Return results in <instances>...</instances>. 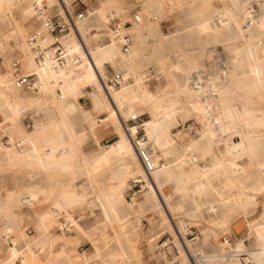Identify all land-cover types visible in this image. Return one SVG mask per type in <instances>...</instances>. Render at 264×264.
<instances>
[{
	"label": "bare ground",
	"instance_id": "6f19581e",
	"mask_svg": "<svg viewBox=\"0 0 264 264\" xmlns=\"http://www.w3.org/2000/svg\"><path fill=\"white\" fill-rule=\"evenodd\" d=\"M64 1L66 3L69 2V0ZM215 1L217 2L218 6H214L212 0H169L171 8H175L180 5L185 7V15L190 19V22L188 23L184 31L188 37L196 35V38L190 40L189 43H194L195 47H193V49L189 51H185L181 48L176 34L163 33L159 27L158 22L159 18L161 17L159 9L163 7L166 0H143L140 8L137 9L139 21L137 23H133L130 27L131 39L134 42V46L130 45L131 48L127 53H122L119 49L118 44L113 40V38L109 36L105 43L100 45L95 44L88 47L91 60H87L84 54L79 51L77 43H73L72 46L80 53L82 62L78 68V71H69V75L71 77H69V75H67L65 71L53 73L45 69L37 68L33 63L30 55H25L27 60V67L33 68L38 73L39 78L42 82L38 91H40L41 93H48L52 97L57 98L59 97L57 95L59 90L62 95L61 100H63L64 98L69 99L75 97V95L77 96L80 93L79 87L81 86L84 87L86 85H94L96 88V93L92 94V109L105 111L111 110V112H113L115 115L112 116H114L116 119L114 120V124L117 125V128L115 129H117L116 133H118V139L110 144L107 148L103 149V158L106 161V159L117 154L118 151H121L127 157V162L113 172L111 178L115 180L116 183L110 185L108 189L109 191L103 194V199L98 197L93 201L92 205L89 203V206L91 208L97 205L100 207V219H102L103 221H107L109 223H117L120 221V218L115 214L114 211L119 207V203H122L123 201L126 202L123 196V188L125 186V179L129 176L133 178H139L140 181L144 182V186H146L144 200L150 203V207L156 208L159 211L165 210L166 208L171 209L181 206L179 203L172 204L169 202L171 195L169 194V196H167L166 192L164 191V188H166V186L172 189L173 192L181 191L185 193L187 191L185 185V178L187 175L194 173L196 174V176L201 177L206 181H213L214 177L216 176H224L221 168L229 166L231 164V161H236V165H238L239 167L240 164H243V167H241V173L251 177L252 179L264 181V162H258L255 157V149L258 144V139L261 136L258 134L257 129H259L260 127H264V114L262 113L263 107H261L260 105V107L257 108L256 106L258 102L260 103V101H264V55L261 54L262 52L260 53V51L256 49L253 42L251 41L252 36L258 33L264 27V0L259 2L261 7V15L258 19V24L256 26L257 29L249 32L248 35H245L243 30L241 29L243 9L245 3L248 2V0ZM55 2H57V0H47L46 4L50 6ZM8 6H14L19 11L25 12L29 8L33 7V0H0V13H3L5 8ZM118 7L119 6L117 4H109V2L106 4L100 3L96 6H93L91 10H88V16L76 25L78 32L83 36L84 33L87 32L88 24L85 23V20L95 21L99 26L104 27L108 22L109 17L112 15H115V17L117 18V22L119 23L130 19V15L127 12L128 9L125 8V5H121V9H118ZM111 10H113V13L111 12ZM152 16L154 17L153 20L150 19V17L152 18ZM223 22L225 23V25H227V27L222 26ZM232 33L236 35L233 42V47L234 49H236L234 53L236 55L234 57V62L236 63V67H239L240 72L231 73H233V77L235 78L237 85L247 86L246 88L248 92L245 91V94L247 95L249 93L250 96H254L256 98L252 103L256 104V108L254 110H256V115L259 114L257 115L258 117H256V115L254 116V113L251 115L248 114V112L246 113L243 110L244 108H242L243 106H241V108H239L240 106L238 107V105L236 106L232 101V94L234 93H232L233 90L223 84L217 90V94L215 96L217 103V112H219L221 116L224 115V117L228 118L230 115H233L235 116L237 122V124L236 122L234 124L235 129L233 131H230L229 133L227 132V135L229 134L230 137L233 138V143L230 144L231 146L229 148V156L226 159H223L221 162L213 163L215 157H218L217 153L208 154V148L206 149V147L213 146L216 142H218L217 137L219 138L224 135H218L220 131L219 124H217L216 126H208L205 123L203 128L200 125L201 129L191 134L189 139H192L186 142L183 150L179 153V157L169 163H165V165L161 169L152 171L149 175L145 174L141 168L136 166L138 160L135 154L134 144L130 139L136 130V126H122L115 110L119 109L121 101L123 99L125 100V98H129L132 103L141 106H143L145 103H151V101L155 98V94H158V90L153 91L149 88V85L151 84V77L147 72L149 65L163 67L162 70L164 72L166 71L170 75L174 68L179 69L182 73V82L176 87V89H174V91L179 94L187 95L191 98L197 99L196 91L188 85V77L190 71L202 67V59L206 57L210 52L206 49V45L209 43V40L207 39L208 36H211L212 41L214 42L215 40H220L221 42L223 38L229 37ZM93 35L94 33H92V36ZM69 38L70 36L67 39ZM149 39L151 40L149 41ZM165 44L169 45V47L174 52V56L172 55L171 57L170 54H165L162 51V48ZM25 49L26 48L23 46L22 51H25ZM206 52L208 53L206 54ZM145 53L149 54L146 55ZM105 62L109 63V65L113 66L115 69L121 70L123 75V81L120 83V85L117 88L109 90V92L101 91L99 88V80L100 78L104 77L103 67ZM147 62L149 63L148 66L146 65ZM246 74H249L251 76L250 79H252V86L248 85L246 81L247 79L245 78ZM2 75L5 77L6 72H2ZM58 80H60V82H57ZM12 89L14 88L8 89V95L12 96V94L14 93ZM167 93L168 92H164V95H166ZM0 95H3V93H0ZM238 98L241 99L240 97ZM112 103L114 104V107L112 106ZM41 105L43 106V104L37 102H33L30 104H23L19 102L0 103V118L3 121L13 120L20 117L25 109L31 107L36 108L40 107ZM154 105V109H157L158 107L156 108V106ZM76 106L77 105H75V107ZM62 110L63 108L60 109V112H63ZM248 110H250V108ZM116 111L118 112V110ZM251 111L252 110H250V112ZM176 112V107L169 105L163 109L162 115L149 117L147 120L141 122V126H143V130L148 136L150 142L157 143V145L161 147L168 145L172 146L173 139L171 137L170 127L175 122ZM85 117L87 119L89 118V116L86 114ZM236 117L240 119L239 121H243L240 126L243 127L245 125V131L241 133L242 137L239 141L238 138L235 137V132L238 131L239 126ZM50 120L51 119L49 117L46 120H42L40 123L35 125V128L32 132L33 134H29L28 136L27 144L30 146L31 151L27 152V154L22 156V154L18 152V149L14 145L9 147L8 155L11 159L14 160V163L26 164L29 163L30 160L38 158L39 166L43 170V172L45 171L46 173H50L55 170H60V165H63L64 172L70 171L69 162L73 159V152H62L61 162H59L58 158L54 156V149L56 148V146H53L51 151H44V149H49L47 147L48 144L54 145L56 143L68 145L69 148L71 144L80 145L83 136L70 134L68 132V124L63 117H61L60 123L58 122L55 125V121ZM112 123L113 121L109 119L105 120V122H103V125L106 126ZM59 124H61L62 128L67 131L68 135H64V132H61L60 128L58 127ZM221 124L222 123H220V126ZM223 126L228 127V124H223ZM246 129L248 131H246ZM15 130H11L10 133V135L13 137L18 133V130ZM42 132H45L46 136L42 137L38 135V133ZM221 133L222 132H220V134ZM137 142L141 143L139 139L137 140ZM244 145H246V147H244ZM238 149H243V152L238 151ZM3 151H6V148L4 146H1L0 144V155L3 153ZM195 152L207 154V158L202 161L203 163L201 165L198 163L195 164L193 162V156ZM246 156L248 160L250 159L251 162L248 161L245 168L244 159ZM20 158H23L24 161L19 162ZM85 159L86 158H83V161H85ZM85 163L87 162L85 161ZM80 171L88 178L92 179V177L95 176V169L84 167ZM138 175L139 177H137ZM198 188H202L204 192L206 186L203 183L195 184L192 189H195V191H197ZM45 193L47 192H42L41 194L44 195ZM194 202L196 208L198 207V204L201 203L199 199H195ZM210 202L212 203V201ZM60 203V201H56L55 206L60 207ZM67 203L69 205V208L65 209L66 212L64 211L65 214H63L62 217L66 220L65 222L71 224L72 227L81 228L79 220L77 219L78 217L76 218L73 213L70 212L73 207L79 205L78 201L70 199L67 201ZM135 203L139 205V201L136 200H131V202H129V205H133ZM245 203L246 200H242L240 198L238 199L239 207L242 208ZM12 204L14 205L17 203H14L13 200ZM90 213H93L92 209ZM17 216L18 215L7 216L5 218L6 225L1 229L0 232L7 233L14 229H17L19 226V218ZM80 216L81 214L79 215V217ZM50 219L51 217L48 212L44 215L42 214V216L38 217L39 231L37 229V231L34 233V236L28 237L24 236L22 233L16 237H21L25 239L26 242L27 240L31 239V241H33L32 244H35L37 241L46 243L45 241H49L52 236L51 232L48 231V226L46 225V223ZM129 224V221H125L118 225L119 232H117L116 235L114 234V240L117 243L121 240L127 243H130L132 241V239L130 238V234H133L135 236V230L133 228H129ZM167 229L169 230L168 227ZM178 229L182 235L185 229H180L179 227ZM84 233L86 236L89 235V233L86 231H84ZM175 234L176 233L172 232L171 235L173 236V240H176L175 244L177 246V250L180 253L181 259H183L182 261H184L176 263L187 264L188 262V264H191V262H189L188 258L186 257L187 251L184 248V243L181 239H176ZM151 238L152 237L148 236V242H150ZM184 240L186 241L185 244H187L188 246V241L186 239ZM13 241L14 244L17 245V239H14ZM239 247L242 248L241 245H239ZM127 248L128 251H126L122 246L119 245V248L107 251L103 250V247L100 248L98 246H95V252L93 251L92 253H81L77 251V249L72 245L71 247H62L61 256L65 261H67L72 255L78 256L79 261L77 263L84 264H89V261L91 260H97V264H133L132 261L128 259V256L130 254L132 256H135L136 250L131 246V244H127ZM188 248L192 250L189 246ZM28 249L31 251L30 253L32 254L33 258L32 261L38 263V255L33 254L31 248ZM41 249L42 256H49L52 254V249L47 243L44 247L42 246ZM9 251L11 257H20L22 264H25V255L21 252V250L18 249L17 246L11 247ZM193 251L197 252L195 250ZM127 252H129V255L127 254ZM116 253H121L120 259H118V257L117 259L114 257ZM200 261L201 259L197 258V264H199ZM2 262L3 260L0 261L1 264ZM207 262L206 264H208ZM168 263L169 262H167V264ZM67 264L69 263L67 262Z\"/></svg>",
	"mask_w": 264,
	"mask_h": 264
},
{
	"label": "rangeland",
	"instance_id": "374dc122",
	"mask_svg": "<svg viewBox=\"0 0 264 264\" xmlns=\"http://www.w3.org/2000/svg\"><path fill=\"white\" fill-rule=\"evenodd\" d=\"M108 2L109 4H117L119 6L118 9H121V5H125V8L128 9L127 12L129 13L131 18V15L134 12L138 13L137 9L140 8L143 0H73L68 6L73 10L86 8L88 11L91 10V8L93 6H96L97 4H106ZM212 3L214 6H218L215 0H212ZM32 11L33 10H31V13L26 17L20 15L21 11L16 9L14 6H8L5 8L3 13H0V72H6V77H4V80H1L2 84H0V93H2L4 85H7V87L10 86L11 88H14L10 83L9 75V63L14 52L21 53L26 60L25 55L28 54V52L26 49V52L24 50L22 51V47L24 46L23 40L26 34L37 24L36 18L33 16ZM111 12L113 13V10H111ZM159 13L161 14V17L159 18L158 23L161 31L166 34H176L180 42V46L183 50L189 51L193 49V47H195V44L189 42L191 39H195L196 35L188 37L184 31L186 26L190 22V19L185 15V7L180 5L178 7L171 8L169 0H166L163 7L159 9ZM108 21L109 23H112L114 21H117V18L115 17L113 19H109ZM85 23L88 24V27L87 32L84 33V36L81 35L78 30L77 32L75 31V35L77 37L79 36L78 38H81L87 49L91 45H100L107 41V26L109 24L108 22L104 27L99 26L95 21L92 20H85ZM222 26L227 27L224 22L222 23ZM92 33H94L93 36ZM235 36L236 35L232 33L229 37L223 38L221 42L220 40H215L214 42L212 41V37L208 36L207 39L209 40V43L206 45V49L207 51H211V49H219L225 55L228 64V81L224 85L228 86L231 90H233L232 93H234L232 94V101L234 102V104L236 106L238 105V107L240 106L239 108L243 106L242 108H244L243 110L246 113L248 112V114L250 115L254 113V116L256 115V110L254 109L256 108V106L258 108L261 105V107H263L262 113L264 114V101H260V103L258 102L257 105L252 103L256 98L254 96H250L249 93L246 95L245 93L248 92L246 88L247 86L237 85V82L233 77V73H231L240 72L239 67H236V63L234 62V57L236 56L234 54L236 49H234L233 47ZM74 37V34H71L70 38L66 39V43L70 45L76 43ZM150 40L151 39H149V41ZM130 45L134 46L133 40H131ZM256 49H258L260 53L262 52L261 54L264 55V48L256 47ZM162 51L165 54H170L171 57L172 55L174 56V52L167 44L163 46ZM207 53L208 52H206V54ZM145 54L148 55L149 53ZM206 57H208V55ZM206 57L202 59V66ZM25 64L27 67V60ZM146 65L148 66L149 63L147 62ZM104 69L105 75H108L112 71L117 70L113 68V66L109 65V63L107 62L104 63ZM162 69L163 67H158L156 65H149L147 69V72L150 74L151 77V84L149 85V88L153 91L158 90V94H155V98L151 101V103H145L143 106L135 105L130 101L129 98H125V100L123 99L121 101L119 109L115 108L116 110H118V112L116 110L115 112L118 115V119L120 120L122 126L128 127L131 125L133 126V124L136 126L135 136L133 135L130 138L132 142L135 139L140 140L141 138L140 142L143 141L144 144L150 147V149H152V151L154 152L155 157L158 156L159 158L163 159L165 163H169L179 157V153L183 150L186 142L192 139H189L191 134L197 132V130H200L201 126L203 128L205 122L202 119L203 106L201 105V103L195 98H191L187 95H182L174 91V89H176V87L182 82L181 71L177 68H174L170 75L166 71L164 72ZM191 72L192 71H190L189 73ZM245 78L247 79L246 81L248 85L252 86V79H250L251 76L249 74H246ZM90 88H92L93 92L96 93V88L94 85L84 86L81 89V92L76 97L78 101V105L76 107L74 106L75 104L73 105L70 103H63V101L68 99H63L62 103H54L49 100L46 102V100L49 99L48 93H41L40 91H37L38 93L21 92L20 90H17L15 88L12 89L14 93L12 94L11 99H9L11 102L27 104L28 102H32V100L38 99L40 100L39 102H41L40 104H43V106L41 105L40 107H31L25 109L20 115V117L13 120L3 121L0 118V130L4 132L0 133L1 146L7 148L14 145L17 148L19 144H22L23 142L27 143L28 136L30 132L34 130L35 125L40 123L42 120H46L49 117L51 119L50 121H55L54 125L58 122L60 123L61 117L65 118V121L68 124V129L72 128L73 126L74 128L78 129L85 125H87L89 128L94 126L98 127L99 129H103L97 132L96 142H94L93 140L92 144L85 148V150L93 151L95 149H99L102 146H105L106 144L113 142L116 139L115 133L117 130L115 129L117 128V125L114 124V120H116L114 117L115 115L113 112H111V110H106V112L105 110H96L91 108L92 96L87 95V91L90 90ZM164 92L168 93L164 95ZM238 97H240L241 99H239ZM74 100L75 99H73V101ZM214 100L217 110L216 98ZM1 101L2 96L0 95V102ZM153 105L158 108L154 109ZM169 105L176 107L177 110L175 122L170 127L173 143L172 146L168 145L161 147L157 145V143L149 141L148 136L143 130V126H141V122L147 120L149 117L162 115L163 109ZM112 106L114 107L113 103ZM61 108H63V112H60ZM249 108L250 110H252V113L250 112V110H248ZM133 113L137 114V119L135 122L132 123L131 121L126 120L128 116L124 115H130ZM85 114L88 115L89 118L91 117L92 119L84 118ZM257 115L256 117H258ZM217 116V124H219L220 130L218 135L224 136L219 138L217 137L218 142H216L213 146L206 147V149L208 148V154L217 153L220 155H224L226 148L225 143H227L229 147L231 146L230 144L233 143V138H231L229 134L227 135V132L229 133L230 131H233L235 129L234 124L236 122V119L233 115H230L229 118L224 117V115L221 116L219 112H217ZM100 117H102V119H99ZM109 119H111L113 123L105 128L102 124L103 122H105V120ZM239 120L240 119L237 118L239 126L238 131L235 132V137L238 138V141L242 137L241 133L245 131V125L243 127L240 126L243 121ZM220 123H222L221 126ZM226 123L228 124V127L223 126V124L226 125ZM15 129L18 130V133L13 137L10 135V133L11 130ZM25 129H32V131L27 132L25 131ZM247 129L246 131H248ZM257 130L258 134L261 136L258 139V144L255 149V155L257 156V158L261 159L262 154L264 155V127H260ZM220 132L222 133L220 134ZM8 141L10 142V144ZM8 144L9 146H7ZM206 158L207 154L195 152L193 156V162L195 164H200V162L204 161ZM114 161L115 163H113V166H111L109 169L111 172L110 177L112 176L113 172L117 169L115 167L119 163L118 159ZM136 166L141 168L139 161H137ZM56 171L59 170H55L52 172ZM221 171L224 173V178H222L221 180L215 179L213 181H206L203 178L196 176V174L194 173L187 175L185 178V185L186 188H188L189 190L185 193L181 191L173 192L172 189L166 186V188H164V191L166 192L167 196H169V194L171 195L169 202L172 204L179 203L181 206L171 209L166 208L165 210L161 211L156 208L150 207V203L144 200V194L146 189V186H144V182L139 180V182H137L135 185H131V180L133 179V177H127L125 179V186L123 188V196L126 202L123 201L122 203H119V207L116 208L114 211L115 214L120 218V221L117 222L118 224L103 221L102 219H100L101 215L98 212V208L94 207L92 209L89 206L90 204L92 205L94 201V195L97 193H99L100 195V192L105 189L107 183L109 182V179H107V169L104 170L102 174L97 177V182L92 183L89 182L82 173H77L72 178L68 173L64 172L52 176H47L42 172H34L33 176H30L25 169L19 166L5 164L0 158V198L4 197L9 190H13L20 191V195L22 196L21 200H23L26 194L25 192H23V188L29 184L53 185L57 188L62 185L68 184L75 191L83 193L86 198V201H92L90 202V204H87V207L92 209L93 213L91 214L90 209L88 208H85L84 212L81 213V215L83 216V225L88 228L89 235H79V241L76 246L79 251L92 253L94 251L95 246H98L100 248L103 247V250L111 251L119 248V245L122 246L126 251H128L127 244H131V246L136 250V255H129V252H127V254L129 255L128 259L132 261L133 264H167V262H169L168 264H170V261L172 260L174 261V263H180V261L184 262L182 261L183 259H181L180 253L177 250V246L175 244L176 240H173L171 232H169L166 227L167 224L168 226L169 224H171L173 232L176 233V239H181L184 243V248L187 251L186 257L188 258V261L191 262V264H197V258L201 257L199 252H194L193 250L199 249L202 250L204 253H211L213 251H217L220 247L219 244L221 243V237L224 235L229 236V238L231 239L230 243L232 244V249L236 250L235 253L230 255L236 256L238 258L239 264H243L242 262L247 259H243V256L249 255L246 250H256L259 247V245L255 242L253 226L263 220V218L261 217V211L262 202L264 200V183H261L262 180H255L241 173L242 170L239 166L222 167ZM137 177H139V175ZM93 180H96V175L93 177ZM200 183L205 184L206 189L203 193L199 194L196 197V195L194 196L192 188L195 184ZM224 185L232 186L233 189L227 191L225 190V187H223ZM248 190L258 191V193L254 194L255 203L247 194ZM57 191L58 189H56V192ZM238 194L244 195L247 198L246 203L242 208L235 204V200L233 198V196ZM193 198L199 199L200 202L203 203L199 211L193 208ZM221 198L223 199L220 200ZM13 200L14 203L16 202L17 204L13 205ZM13 200L0 201V225H2L3 223L4 227L6 225L5 218L11 215H18V225H20L17 229L12 230L11 232H0V239L3 242V245L9 244L5 240L4 235H12L11 237L14 238L22 233L24 236L28 237L29 235L34 234L35 224L31 219L32 210L39 209L42 206H45L39 205L31 208L26 203L21 204V201H19L18 199ZM131 200L139 201V205L136 203L133 205H129V202H131ZM210 200H218L219 204L222 207H232V211L226 210V214H228V216L224 218V221L230 220L226 225L219 226L217 223L211 220V217L215 219L217 216H220L221 213L220 209L216 210L215 213L211 214L205 210V204ZM6 203H10L12 206L11 209L13 211L11 212V214L10 212L8 213L5 209H1L4 208V205ZM122 212L124 213V215ZM79 215L80 214H74L75 217ZM220 220H222V218H220ZM125 221L130 222L129 228H133L135 230L136 236L130 234V238L132 239L130 243H127L123 240L117 243L114 240V237L116 233L119 232L118 225ZM246 221L247 224L245 223ZM236 222H240L242 224V227L239 230L235 229ZM64 224L69 225L68 229L64 230L63 228L64 231H69L71 233L75 232L71 224L65 221ZM182 226L185 230L181 235L178 227L181 229ZM26 227H29L31 229V232L26 233ZM235 231H238V234H236ZM156 234L157 236L153 240L148 242V236L152 237ZM191 236H193V238H191ZM241 236H245V239L242 242L244 246H242L240 241L237 242V240H239L238 238ZM184 239L188 241V246L192 250H190L187 244H185L186 241ZM239 245H241L242 248L239 247ZM249 259L251 260L250 256ZM57 264H64V261L60 260L57 262ZM199 264L204 263L200 262Z\"/></svg>",
	"mask_w": 264,
	"mask_h": 264
},
{
	"label": "crops",
	"instance_id": "0c3cea01",
	"mask_svg": "<svg viewBox=\"0 0 264 264\" xmlns=\"http://www.w3.org/2000/svg\"><path fill=\"white\" fill-rule=\"evenodd\" d=\"M31 10H33V7L29 8L25 12L21 11L20 15H23V16L27 17L31 13ZM36 22L38 23L37 20H36ZM27 68L28 69H33L31 67H27ZM72 70L73 71H78V69H76V70L72 69ZM69 71L70 70H67V71H65V73L67 75H69ZM104 71H105V69H104ZM2 72H0V81L4 80V76L2 75ZM69 77H71V76L69 75ZM0 84H2V81H1ZM9 88H11V87L10 86L7 87V85H4V88L2 90L3 95H1L2 96V101L0 103H4V102L12 103L9 100V99H11V95H8V89ZM79 88H80L79 91L81 92V89L83 88V86H81ZM33 96H35V95H33ZM77 96L75 95V97H72L73 99L75 98L74 103H73V99L72 98L71 99L67 98L68 100H65V98H64L65 101H63V103H65V104H68V103L72 104L73 103L75 105H78V101L76 99ZM26 97H30V96H26ZM49 97L50 98L47 99L46 102L49 100V101H52L54 103L55 102L62 103V100L59 97L54 98L51 95H49ZM39 101L40 100L36 99V100H32V102H28L27 104H30V103H33V102L41 103ZM92 106L93 105H92V102H91V108H92ZM84 118H86V117L84 116ZM88 119H90V118H88ZM99 119H102V117H100ZM108 125H106V126L103 125V126L106 128ZM58 127L60 128L62 133L64 132V135H68L67 131L62 128L61 124H59ZM68 130H69L68 132L70 134L83 136V139H82V142H81L80 145L71 144L70 148H69L68 145H64V144H61V143H56L54 145L48 144L47 147L49 149H44V151H51L52 147L56 146V148L54 149V151H55L54 152V156H56L58 158L59 162H61V157H62L61 153L62 152H64V151L65 152H68V151L73 152L74 153L73 159L69 162V168H70L69 172H64L63 171V165H60V170L59 171L50 172V173H46L45 171L43 172V170L39 166V159L38 158L30 160V162L26 163V164H22V163L14 164V160L11 159L10 156L8 155L9 147H7V148L5 147L6 151H3V153L0 155V158L2 159L3 163H5V164L19 166V167L25 169L30 176H33L34 172H42V173H44L47 176H52V175L64 172V173H68L70 175V177L72 178L77 173H81L80 170L82 168H84V167H87V168H90V169H95V175H96V180L95 181L93 180V177L91 179V178H88L87 176L84 175L86 177V179L89 182H92V183L93 182H97L98 181L97 177L99 175H101L104 170L107 169V171H108L107 179H109L108 180L109 182L107 183V186L105 187V189L100 192V195H99V193L94 195V200L97 199L98 197L103 199V194H105V193H107L109 191L108 189H109L110 185L116 183V181L113 180L110 177L111 172L109 170L110 167L113 166V163H115L114 160H116V159L119 160V163H118V165L115 168H119V167H121V165H123L124 163L127 162V157L121 151H118L117 154H115V155L111 156L110 158L106 159V161L103 158V149L107 148L110 144L115 142L118 139V135L113 131L115 133V135H116V139L113 142H111L109 144H106L105 146H102L99 149H95V150L91 151V150H85V148L90 146L92 144L93 140H94V142H96L97 132L101 131L103 129H99L98 127H94V126L89 128L87 125H85V126H82V127L78 128V129L74 128V126H73L72 128H69ZM25 131L30 132V131H32V129L31 130H26L25 129ZM1 132H3V131L0 130V133ZM32 132H30L31 135L33 134ZM38 135L43 137V136H46V133L42 132V133H38ZM9 144H10V142H9ZM9 144L7 146H9ZM225 145H226L225 154L224 155H220V154L218 155L217 154L218 157H215V160L213 161V163L221 162L223 159H226L229 156L228 153H229V150H230L229 148L230 147L228 146L227 143H225ZM244 147H246V145H244ZM17 149L20 152H22L21 153L22 156L27 154V152L31 151L30 146L27 143H24V142L22 144H19V146H17ZM238 151H242L243 152V149H238ZM224 156H226V157H224ZM255 157H256V160L258 162H264V155L263 154H262L261 159L257 158V156H255ZM83 158H86L85 161L87 163H85V161H83ZM23 161H24L23 158H20L19 162H23ZM248 161H250V159L248 160V158L246 156L245 159H244L245 168H246V163ZM202 163L203 162H200V165ZM236 164H237L236 161H231V164L229 166H234V167L238 166ZM240 167H243V164H240ZM222 178H224V176H216V177H214V180L215 179H220L221 180ZM261 183H264V181H261ZM223 187H225V190H227V191H230V190L233 189L232 186H228V185H224ZM56 189H58L57 192H56ZM186 189H187V191L189 190L188 188H186ZM192 191L194 193V196L195 195L198 196L199 194L203 193V189L202 188H198L197 191H195V189H192ZM23 192L26 193L25 196H24L25 198L23 200H21L22 196L20 195V191L9 190L4 197L0 198V201H3V200L11 201L13 199H18L19 201H21V204L22 203H26L31 208H33L35 206H39V205H45V206H42L39 209H33L32 213H31V219H32V221L35 224V232H36L37 229L39 231V222H38L37 218L42 216V214L44 215L47 212L49 213V215H50L52 220L50 219L46 223V225L48 226V231L51 232L52 236H51L49 241H45V242L51 247L52 254L49 255V256H42L41 255V253H42V249L41 248H42V246L44 247L46 243H42L40 241H37L35 244L34 243L32 244L33 241H31V239L27 240V242H26V240L21 238V237H14L13 240L17 239V242H18L17 245L14 244V241H13L12 244L3 245V242L0 239V261L3 260L2 264H22L20 257H15L14 258V257L10 256L9 249L11 247H13V246H17L18 249L21 250V252L25 255V258H26L25 264H57V262L60 261V260H63L64 264H67V262L69 264H76L79 261L78 260V256L72 255L67 261H65L62 258V256H61V250H62L61 248L64 247V246L65 247L66 246L67 247H71L72 245L76 248L77 243L79 241V235L80 234L85 235L84 231L88 232V228H86V226L83 225V222H82V220H83L82 217L83 216L81 215L80 217L77 216L78 218L76 217L79 220V224H80L81 228L72 227L75 230L74 233H71L69 231H64L63 230V225H64V221H66V220L62 217V215L65 214V212H66L65 209L69 208V205H68L67 201L70 200V199H74V200L78 201V203H79L78 206H75V207H73V209H71L70 212L73 213V215H74V212H75V214L83 213L84 209L88 208L87 204H89L92 201H86V198H85L83 193L75 191L68 184L67 185H62V186H60L58 188L53 186V185L29 184V185H27V186H25L23 188ZM42 192H47L48 194L45 193L43 195V194H41ZM255 193H258V191L248 190V192H247V194L250 196V198L252 199V201L254 203H255V201H254V194ZM238 197L240 199H242V200H246L247 199L246 196H244V195H239L238 194V195L233 196V198L235 200V204L237 206H238V199H239ZM222 199L223 198H221L220 200H222ZM194 200L195 199L193 198V201H192L193 206H194L193 208L195 210L199 211L200 208H201V205H203V203L201 202L200 204H198V207L196 208ZM56 201H60L61 202L60 203L61 204V206H60L61 208L55 206V202ZM210 201H212L213 205H212V203ZM210 201L206 202L205 210L208 213L211 214V213H215L216 210L220 209V213H221L220 216H217L215 219L213 217H211V220H213V222L217 223L219 226L226 225L230 221V220L224 221V218L226 216H228V214H226V210L227 211H232V207L231 206L230 207H227V206L226 207H222L219 204L218 200H210ZM11 207L12 206H11L10 203H6L4 205V208H1V209H5L8 213L10 212V214H11V212L13 211L11 209ZM95 207L98 208V212H99L100 207L98 205L95 206ZM58 208H59V210H58ZM88 209H90V208H88ZM76 211H78V212H76ZM90 212H91V209H90ZM219 217L222 218L223 221L220 220ZM261 217L263 218V220L253 226V232H254V235H255V242L259 245V247L256 250H246V252L249 255L243 256V259L249 258V256H250L251 260L254 262V264H264V259H263L264 258V251H262V250H264V200L262 202ZM245 223L247 224V221ZM241 225L242 224L240 222H236L235 229L239 230L242 227ZM169 226H170V224H169ZM169 226L167 224V227L169 228V232H171V234H172V232H173L172 231V227L171 226L169 227ZM2 227H3V223H2V225H0V229ZM182 228H184V227L182 226L181 229ZM235 232H236V234H238V231H235ZM260 233H262V234H260ZM29 236L32 237V236H34V234H31ZM135 236H136V232H135ZM156 236H157V234L152 236L151 240H153ZM238 241H240V240H237V242ZM28 243H29V245H28ZM236 243H235V246H236ZM240 243L242 244V246H244V244L242 242H240ZM26 245H27V248H26ZM219 245H220L219 249L217 251H213L211 253H204L202 250H199V249L195 250V251L199 252L200 255H201V257H199V259H201L200 262H202L204 264H206L207 261H209V262H207L208 264H239L238 258L236 256H233V255H230V254H226V252H225L226 250H225L224 247H222V243H220ZM28 248H31V250L33 251L32 252L33 254H37L38 255V263H35L34 261H32L33 260L32 254L30 253L31 251ZM77 251H79V250L77 249ZM79 252L83 253L84 251H79ZM94 252H95V247H94ZM114 257L116 259H117V257H118V259H120L121 258V253H116L114 255ZM97 262H98L97 260H91V261H89V264H97ZM170 263H174V261L172 260V261H170ZM78 264H84V263H78ZM174 264H177V263H174Z\"/></svg>",
	"mask_w": 264,
	"mask_h": 264
},
{
	"label": "built area",
	"instance_id": "2783aa9c",
	"mask_svg": "<svg viewBox=\"0 0 264 264\" xmlns=\"http://www.w3.org/2000/svg\"><path fill=\"white\" fill-rule=\"evenodd\" d=\"M46 1L33 0V16L38 23L26 34L23 44L37 68L45 69L53 73L72 69L76 70L81 65L82 57L72 45L66 43V39L71 34H74L79 51L84 54L87 60H91L84 42L75 35V31L77 32V23L88 15V11L86 8L73 10L68 7L73 0H69L68 3L64 0H57V2L52 3L50 6L46 4ZM260 1L262 0H248L244 5L241 29L245 35L257 29L256 26L261 15ZM113 18H115V15L109 17V19ZM151 19H154V17L152 16ZM138 21L139 15L137 12H134L129 20L122 23L117 21L109 23L108 21V38L109 36L113 38L122 53L129 51L132 40L130 27ZM252 42L257 48H264V27L252 36ZM25 62L26 60L21 53L14 52L9 63L10 83L21 92H37L42 82L38 73L34 69H28ZM99 81L100 90L109 92V90L118 87L123 81L122 71L117 69L108 75L104 74V77L100 78ZM227 81L228 64L225 55L219 49H211L203 66L193 70L189 74L188 85L196 91L197 99L203 106L202 119L207 125L216 126L218 123L214 99L217 90ZM57 82H60V80ZM93 93L92 88L87 91V95L89 96ZM57 94L59 98L62 97L60 91ZM136 119L137 114L133 113L126 120L133 123ZM135 132L133 134L134 136ZM137 140L135 139L133 143L135 154L142 171L149 175L152 171L161 169L165 165V161L158 156L155 157L150 147L144 144L143 141L138 143ZM131 182V185H135L139 182V179L133 178ZM63 228L66 230L69 228V225L64 224ZM25 230L26 233L31 232L29 227H26ZM11 236L4 235L5 240L9 244L13 243V237ZM238 239L240 242H243L245 236H241ZM230 242L231 239L228 235L221 237V243L226 253L233 254L236 250L232 249ZM242 263L254 264L249 258Z\"/></svg>",
	"mask_w": 264,
	"mask_h": 264
}]
</instances>
